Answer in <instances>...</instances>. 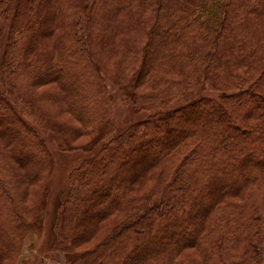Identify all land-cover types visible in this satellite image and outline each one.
Wrapping results in <instances>:
<instances>
[{"label": "trees", "instance_id": "obj_1", "mask_svg": "<svg viewBox=\"0 0 264 264\" xmlns=\"http://www.w3.org/2000/svg\"><path fill=\"white\" fill-rule=\"evenodd\" d=\"M11 9L0 0V36L11 16L0 48L2 253L28 227L40 230L48 194L47 178L33 212L14 207L12 163L22 183L52 171L40 131L65 151L97 147L114 130L113 76L136 107L158 111L73 169L55 249L68 264H264V0H16ZM95 48L107 59L122 48L114 74ZM144 75L154 82L145 93L136 90ZM30 76L56 81L83 125L49 128L44 112L28 110L19 80ZM198 82L218 95L162 109ZM70 132L93 136L70 143Z\"/></svg>", "mask_w": 264, "mask_h": 264}, {"label": "rangeland", "instance_id": "obj_2", "mask_svg": "<svg viewBox=\"0 0 264 264\" xmlns=\"http://www.w3.org/2000/svg\"><path fill=\"white\" fill-rule=\"evenodd\" d=\"M12 4V9L10 15L13 13L16 0H10ZM10 18L5 21L3 25V31L0 36V48L2 49L6 44L7 31L10 24ZM122 48L118 49L116 56L110 55L113 57L107 59L103 54L97 53L98 51L95 48V53L98 57L100 64L108 71L110 74H114L116 71L119 61V56ZM108 80L109 88L113 96L112 108H113V125L114 130L105 139L93 150H74V151H65L62 150L53 133L40 131L43 138L46 140L53 159L54 165L52 171H46L43 173L40 178H37L30 183L19 182L17 181L15 174L17 166L15 163H12L14 169L8 170V176L6 178V183L9 184L11 190V201L15 206H19L21 210L29 215L33 212L34 208L36 209L40 203L43 201L44 191L46 190V185L48 186V194L45 200L43 207V221L41 224L40 230L38 229H28L22 235V238H18V242L15 240L16 247L10 252L3 254L0 247V264H68L67 262V253L61 250H57V240H54L55 236H58L59 231L55 229V221L59 213V206L63 198V191L65 190L69 177L75 167L81 164V162L93 156L100 150L103 145L112 137L124 132L131 125L145 120L149 115L158 111L157 108H139L136 107L131 98V94L125 91L118 82L113 80ZM20 84H27L28 91L26 95L28 99V110H37L42 111L50 120L49 128L53 127L56 122L65 123L61 124L65 127H74L75 129L80 128L83 125V122L78 120L68 108V99L65 97L66 92H62V89L57 84L56 81L51 82H37L31 76L24 77L22 80H19ZM152 80L149 77L143 76L140 85L136 88L139 92L151 91L150 84H153ZM218 92L210 90L207 85L203 82H198L189 85L186 90L178 97L174 98L166 105L163 106V110L172 109L175 107L182 106L186 103H189L202 96H217ZM45 122V121H44ZM57 122V123H58ZM59 123V124H60ZM70 125V126H68ZM44 130V129H39ZM239 133L240 131H236ZM93 136V132L89 134H76L70 132L68 139L70 143H82L87 141ZM9 168V167H8ZM7 170V169H6ZM48 178V179H47ZM47 179V184L46 183ZM151 187V186H150ZM149 187V188H150ZM116 214L114 218H107L105 220V225L108 223L116 224L120 219L121 215ZM15 216H13L14 218ZM22 229V227H21ZM105 232V233H104ZM23 233V232H22ZM106 234L107 231L103 232ZM96 236V235H95ZM92 238L90 242L80 245L78 249H84L87 246L94 244L97 240ZM100 238V237H99ZM1 246V244H0Z\"/></svg>", "mask_w": 264, "mask_h": 264}]
</instances>
